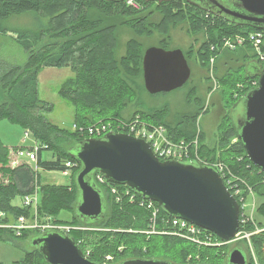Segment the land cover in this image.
<instances>
[{
	"label": "trees",
	"instance_id": "trees-1",
	"mask_svg": "<svg viewBox=\"0 0 264 264\" xmlns=\"http://www.w3.org/2000/svg\"><path fill=\"white\" fill-rule=\"evenodd\" d=\"M139 1L144 5L145 10L149 7L144 0ZM182 2L175 0L160 4L157 11L162 18L160 22L153 24L147 16L141 15L142 12L128 7L125 0H0V31H7L1 22L15 15L33 13L40 19L49 20L45 28L33 33L32 38L38 46L29 48L24 65L11 66L0 58V84L6 94L0 103V121L8 120L30 131L36 142L49 146L48 150H53L65 142L66 138L75 140L76 145L83 141L77 132L62 129L47 120L44 115L55 110L52 103L40 99L33 100L30 104L23 103L13 96V93L20 88L18 92H21L23 97L32 98L35 78L46 67L70 68L75 73V77L66 81L59 93L76 108L78 126H89L97 123L101 118L123 119V112L136 97V91L124 80L123 73L134 83L135 79L143 77L144 51L139 42L132 40L127 45V56L120 63L116 61L115 54L118 49L116 33L119 25L130 27L140 37H150L154 32L167 36L172 27L189 22L192 34L207 35V42L202 46L199 54L201 65L205 68L210 65L211 58L219 54L221 41L225 36L264 30L234 25L224 18L209 15L194 5ZM53 39L57 40L54 45L50 43ZM52 45L53 51L50 50ZM213 45L217 48L215 51L211 50ZM249 49L252 47L249 46ZM52 59H55L53 63ZM254 79L259 80V77L256 76ZM249 80L252 79L246 76L245 79L237 81L234 89L237 84H247ZM222 83L227 86V78H224ZM248 91L249 88L245 94ZM229 92L225 95L226 101L233 111L240 100L234 98L235 90ZM142 116L153 125L166 127L175 142L181 140L191 142L197 138L198 133L195 128H182L184 121L172 128L167 123L166 112ZM193 119L196 120L197 117ZM54 134L58 135L56 139L52 138ZM200 134L198 155L202 159L209 158L225 163L232 174L251 187L254 194L264 196V172L247 158L245 149L238 140L232 116L230 124L221 131V140L217 147H209L204 135ZM234 140H237L235 144ZM25 149L31 150V146H4L0 151V223L13 224L22 216L29 219L33 209L19 208L14 206L13 202L17 198L36 194V187L40 186L38 190L41 204L37 209L39 214L54 218L56 221L54 223L57 224L82 227L77 214H74L72 222L67 224L57 220L58 215L63 211L76 213L79 199L76 175L80 165L72 169L66 166L68 161L77 163L74 156L70 151H60L56 160L40 162L38 158L37 163L38 169L46 171L75 170L73 188L58 184L41 186L40 175L36 176V168L19 157V153ZM42 153L43 151L39 156ZM191 153L195 154V148ZM95 184L104 195L108 194L107 200L112 206L111 214L97 223L83 224L97 228L103 226L102 229L105 230H75L71 234L77 242L82 241L80 247L84 251L87 250L86 247L92 249L90 260L105 264L103 262L108 257L110 263L117 264L128 259H159L161 255H166L174 259L172 262L177 264H188L187 260L191 256V264H198L196 256L200 255L202 264H228L230 252L225 246L198 248L195 244L179 237L147 234V231L151 230V213L148 210L141 208L137 202L130 204L128 199L117 203L109 187L98 185L96 182ZM110 184L124 189L122 185L111 182ZM139 199L141 197L137 195V200ZM159 208L161 215L157 219V230L162 227V217L168 216L160 206ZM1 213H5L6 216L2 218ZM257 213L264 217V204L257 209ZM257 228L264 229L261 224L248 222L243 226L240 222V231L246 229L254 232ZM33 234L39 236L43 233L39 230H24L18 236L12 229L0 228V241H6L8 237L26 241ZM250 242L256 260L252 258L249 264H264V230L252 235ZM144 247L149 250L144 252ZM20 264L47 263L34 249L26 253L25 259Z\"/></svg>",
	"mask_w": 264,
	"mask_h": 264
},
{
	"label": "water",
	"instance_id": "water-1",
	"mask_svg": "<svg viewBox=\"0 0 264 264\" xmlns=\"http://www.w3.org/2000/svg\"><path fill=\"white\" fill-rule=\"evenodd\" d=\"M190 1L232 24L264 29V0ZM191 76L192 69L181 49L151 47L145 51L143 78L150 94L182 88ZM257 76L258 87L243 96L239 111L234 108L232 116L247 158L264 172V68ZM70 152L80 165L76 214L86 224L106 216L105 195L94 182V174L99 172L109 182L127 186L142 199L157 203L169 216L206 229L223 242H232L239 233L240 204L210 166L194 161L162 162L147 141L124 133L83 140ZM31 242L47 264H102L88 259L72 236L58 231L49 230ZM118 264L176 263L128 259ZM228 264H249V259L242 248L236 247L229 253Z\"/></svg>",
	"mask_w": 264,
	"mask_h": 264
},
{
	"label": "rangeland",
	"instance_id": "rangeland-1",
	"mask_svg": "<svg viewBox=\"0 0 264 264\" xmlns=\"http://www.w3.org/2000/svg\"><path fill=\"white\" fill-rule=\"evenodd\" d=\"M139 3L140 10L136 11L142 12V16H147L150 23L156 24L160 22L162 17L161 14L157 11V7L160 6L159 3L146 2L149 6L148 8H146V10L144 5L140 1ZM48 22V19H40L33 13L15 15L9 18L8 20L1 22V25L7 29V31H0L1 60L7 62L11 66L24 65L28 58L27 53L29 48H34L38 46L32 38L33 33L40 31L42 28H45V26L48 25ZM120 22L121 20L119 21V23ZM116 37L118 40V49L115 54V59L119 63L124 57L127 56L128 43L132 40H135L142 45V50L144 51V53L147 49L151 47L163 48L168 51L174 49H182L185 56L189 60V65L192 69V76L190 80L182 88H179L169 93H161L156 95L150 94L145 89L144 78L142 76L134 80L136 83L135 84L130 77L123 73L124 80L128 84H130V86L136 91L135 99L130 104H128L127 109L123 112V118L132 119L137 114H142L144 116H153L156 112H166L168 113L167 121L169 122L167 123L171 125L172 128L177 127L180 122L184 121L182 128H195L197 130V153L199 152L200 146V133V135H204L205 141L209 147H217L221 140V131L230 124L231 116L233 113L230 110V105L227 104L225 95L229 91L232 92V90H235L234 98L240 100V103L238 102L239 104L236 106L238 108L237 110L239 111L241 107V101L243 100V97H235V95L238 93L237 90L239 89V84L236 85L235 89L234 85L237 81L243 80L246 77L247 72L245 71L243 64L247 55L243 56L241 54H236V52H231L229 50L227 51V49L223 50L220 48L219 54L216 57H212L215 58V63L212 64L211 58L210 65L206 68L203 67L199 60V54L202 46H204L207 42V35L206 33L192 34L190 31L189 22L172 27L167 36H162L158 32H154L153 35L150 37H140L130 27L119 25ZM56 42L57 40L53 39L50 43L54 45ZM53 45L50 46L51 51H53L54 49ZM245 48L247 49V47ZM241 49L243 50V48H239L238 51ZM51 61L53 63L55 59H52ZM70 77H75V73L70 68L59 69L54 67H46L43 68L35 78L36 84L34 87L32 98L29 99L28 97H23V94L21 92H18L21 90L20 88H18V91H15L13 93V96L15 98L20 99L23 103L28 102L30 104L33 100L35 101L36 99L52 103L55 107V110L52 113H46L44 115L47 120L55 126H59L62 129L74 132L75 126H77L76 108L72 103L63 99L59 93L61 87L66 81L69 80ZM224 78H227L228 80L227 86H224L222 83V80ZM214 80L216 83L214 82ZM32 81L34 80L32 79ZM5 95L6 94H4L3 88L0 84V103L3 101ZM194 117H197V119L194 120ZM112 120L113 119L110 118H101L98 122L99 124L102 122L110 123L109 121ZM145 121L149 123L147 120ZM2 131H4L6 134H8L9 132V136H5ZM0 133L3 134V137H6H4L6 141H9L14 145H19V142L22 138H25L27 140V143H33L35 139L33 134L30 136V138H26L24 128H22L20 125L12 124L8 120L0 121ZM57 137L58 135L54 134L52 138L56 139ZM236 142L237 140L233 141L234 144ZM75 146V140L66 138L65 142L61 143L53 150L43 151L42 155L43 158H49L53 154H57L60 151L69 152L73 147L75 148ZM204 160H207L211 163H218L217 161L210 160L209 158H204ZM28 162L34 164V162L36 161ZM35 168V171L37 170L36 176L38 177L40 175V180L42 182L41 186L58 184L61 186H70L71 188H73V173L75 172V170H68V176H66L67 173L63 174L62 172L56 171L44 172V170L40 168L38 169L37 166ZM78 168L80 170V167ZM38 189L40 190V186L36 187V192H38L39 194L40 205L41 196ZM107 197L108 194H105V215L109 217L111 214L112 206L111 203H109V201L107 200ZM15 201L18 204L21 202L19 198H17ZM263 204L264 196L253 194L252 196H249V198H247L248 210H246V214L249 216V218L254 224H264V217L257 213V209ZM19 208H22V204ZM74 214L76 213L63 211L61 214L58 215L57 220H60L66 224L70 223L74 218ZM5 216L6 215L4 213L3 218ZM38 216L40 220L41 218H46L45 215L39 213ZM31 220L32 219L30 217L29 221ZM80 222L82 224V227H85L87 230H105L102 229L103 226H100L102 228H97L93 225L89 226L83 224L84 222L81 220ZM8 225L0 223V228L12 229L8 227ZM257 229L254 232L247 231L246 229L240 231L239 229V233L236 235L234 241H232L231 243L224 244L220 248L225 246L227 247L228 252H230L234 248L240 247L247 254L249 263L252 258L256 260L250 239H247L244 236L246 233H250L252 236L263 231H258ZM35 235L37 234L31 235L30 238H28V240L26 241H21L20 239L16 238L12 239L11 237H8L6 241H0V264H20V262L25 259L27 252L29 253L34 251L35 248L32 247L31 241L35 237ZM150 235L160 236L161 234ZM189 242L192 243L191 241ZM122 248L123 247H120V249ZM86 249L91 252V255L93 254L91 248L86 247ZM147 250L149 249L147 247H144V252H146ZM158 258L171 261L174 260L170 256L166 255H161ZM191 259L192 258L190 256L187 260L188 264H191ZM200 259L201 256L197 255L196 261L199 262L198 264H202L200 262ZM109 261L110 259L106 257L103 263L112 264Z\"/></svg>",
	"mask_w": 264,
	"mask_h": 264
},
{
	"label": "built area",
	"instance_id": "built-area-1",
	"mask_svg": "<svg viewBox=\"0 0 264 264\" xmlns=\"http://www.w3.org/2000/svg\"><path fill=\"white\" fill-rule=\"evenodd\" d=\"M128 7L140 10L139 0H125ZM215 17V16H214ZM223 44V47H222ZM252 46L251 51L257 59L260 65V69L264 68V30L247 32L246 34H237L233 36H225L221 41L220 48L223 50L237 52L239 48H245ZM216 50L213 46L212 51ZM212 64L215 63V58L211 60ZM215 82V80H214ZM216 83V82H215ZM259 80L252 79L247 81V84H239L238 93L235 97L240 98L245 95V91L249 88L254 89L258 87ZM93 123L86 127L75 126V131L83 140L102 138L109 133H124L132 135L138 139H143L147 141L154 154L162 161H186V162H197L200 165H206L214 168L223 179L225 185L233 196L238 200L241 210V223L246 225L248 222H252L249 216L246 214L247 198L252 196L254 193L244 181L237 178L232 174L230 168L222 162L211 163L207 160L202 159L198 153V138L191 142L181 140L180 142H175L169 135L168 129L166 127H159L151 123H147L143 116L137 114L132 119L123 118L122 120L109 121ZM108 123V124H107ZM27 138H30V134L27 133ZM89 137V138H88ZM86 138V139H85ZM30 145V144H29ZM31 150L25 149L19 153V157L25 159L26 161H38L39 153L41 151L48 150L49 146L47 144H40L36 141L32 143ZM195 148V154L192 155L191 150ZM66 166L69 169L77 167L78 163L66 162ZM95 181L98 185H103L110 188L112 195L116 199L117 203H121L123 199H128L130 204L137 202L141 208H145L151 213V230L147 231V234H161L167 236L179 237L192 243L196 244L198 247H218L220 248L223 244L220 242L217 235L214 233L204 230L200 227L195 226L185 220L174 218L171 216L162 217V227L157 230V219L161 215L160 208L157 203L139 199L137 200V195L124 186V189H119L116 186H112L110 182L99 172L95 173ZM245 187V188H244ZM249 193V194H248ZM38 205H39V194L27 195L23 199V207L33 209L31 216V221L24 216L20 217L13 224L8 225L12 228L16 235H20L24 230H39L41 233H45L49 230H54L61 232L63 234H70L75 230L85 231V227H74L70 225L57 224L54 219L47 217L41 220L38 216ZM1 213V217L3 218ZM54 220V221H53ZM259 231V229H257ZM257 231V232H258ZM251 234L246 233L245 238L250 239ZM77 242V241H76ZM77 244L80 246L82 241H78ZM84 255L90 259L91 252L88 250H82Z\"/></svg>",
	"mask_w": 264,
	"mask_h": 264
},
{
	"label": "crops",
	"instance_id": "crops-1",
	"mask_svg": "<svg viewBox=\"0 0 264 264\" xmlns=\"http://www.w3.org/2000/svg\"><path fill=\"white\" fill-rule=\"evenodd\" d=\"M174 50H176V49H174ZM182 50V49H181ZM246 53V54H245ZM236 54H241V55H243V56H246V58H245V62H244V64H243V67H244V69H245V71L247 72V74H246V76L247 77H249V78H251V79H254L255 77H254V75L255 74H257V72H259V69H260V65L258 64V62H257V59L255 58V56L253 55V52L251 51V49H249V47H247V49L246 48H243V50L241 49V50H239L238 52H236ZM221 55V54H220ZM71 78V77H70ZM69 78V79H70ZM142 115V114H141ZM168 122V121H167ZM169 123V122H168ZM25 131V137L27 138V133H29L30 134V136L32 135V133L30 132V131H27V130H24ZM2 133L5 135V136H9V132H8V134H6L4 131H2ZM3 134H1L0 133V151H1V149H3V147L4 146H12V145H14V144H12V143H10L9 141H6L5 139H4V137L2 136ZM6 138V137H5ZM7 139H9V138H7ZM34 141H35V139H34ZM27 144H30V145H32V143H27V140L25 139V138H22L21 140H20V142H19V146L21 145H27ZM29 145V146H30ZM17 146V145H16ZM58 154V153H57ZM57 154H53L51 157H49V158H43V155L41 154L40 156H39V160H40V162H45V161H54V160H56V158H57ZM38 160V161H39ZM38 161L37 162H34V164L33 163H31L34 167H36L37 166V163H38ZM44 172H52V171H46V170H44ZM56 172H61V171H56ZM68 171H66V172H62L63 174H65V173H67ZM66 176H68V173H67V175ZM20 200H21V202L18 204L15 200H14V202H13V205L14 206H18V207H20L21 206V204H22V207H23V197H20L19 198ZM263 227H264V224L263 223H260ZM261 230H264V229H261Z\"/></svg>",
	"mask_w": 264,
	"mask_h": 264
},
{
	"label": "flooded vegetation",
	"instance_id": "flooded-vegetation-1",
	"mask_svg": "<svg viewBox=\"0 0 264 264\" xmlns=\"http://www.w3.org/2000/svg\"><path fill=\"white\" fill-rule=\"evenodd\" d=\"M144 1H146V2H148V3H150V2H157V3H159V4H162V3H170V2L175 1V0H144ZM181 1H183L182 3L187 4V5H194V6L198 7L199 9H201V10L207 12L209 15H211V14H212V15H215L214 13H212V12L206 10V9L201 8V6H199V5H197V4L193 3V2H191L190 0H181ZM215 16H217V15H215ZM218 17H219V16H218ZM234 25H235V24H234ZM237 26H238V25H237ZM258 64H259V63H258ZM259 70H260V69H259ZM256 76H257V74L254 75V77H256ZM257 77H259V76H257ZM235 111H236V110H235ZM94 180H95V174H94ZM95 182H96V181H95Z\"/></svg>",
	"mask_w": 264,
	"mask_h": 264
},
{
	"label": "bare ground",
	"instance_id": "bare-ground-1",
	"mask_svg": "<svg viewBox=\"0 0 264 264\" xmlns=\"http://www.w3.org/2000/svg\"><path fill=\"white\" fill-rule=\"evenodd\" d=\"M240 222H241V220H240ZM202 229H203V228H202ZM205 230H206V229H205ZM71 234H72V233H70V234H63V235H66V236H71ZM235 238H236V237H235ZM233 241H234V240H233ZM220 242H221L223 245H224V244H227L226 242L224 243V242H223V241H221V240H220ZM229 243H231V242H229Z\"/></svg>",
	"mask_w": 264,
	"mask_h": 264
}]
</instances>
